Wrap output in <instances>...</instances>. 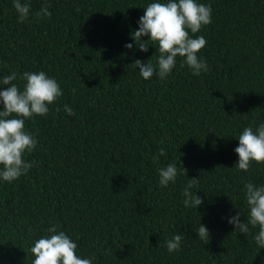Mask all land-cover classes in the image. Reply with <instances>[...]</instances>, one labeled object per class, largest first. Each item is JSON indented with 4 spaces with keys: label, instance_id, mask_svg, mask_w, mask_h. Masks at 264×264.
I'll list each match as a JSON object with an SVG mask.
<instances>
[{
    "label": "trees",
    "instance_id": "obj_1",
    "mask_svg": "<svg viewBox=\"0 0 264 264\" xmlns=\"http://www.w3.org/2000/svg\"><path fill=\"white\" fill-rule=\"evenodd\" d=\"M148 2L50 0V17L21 23L12 0H0V76L44 70L63 90L46 115L25 122L38 141L25 156L33 166L0 182V264H31L32 241L51 223L94 264H264L256 229L246 235L226 219L240 210L246 222L241 188L264 183V162L236 169L232 136L264 120V0H205L212 22L197 34L209 70L193 75L178 57L164 80H145L132 64L154 62V45L124 47ZM173 161L184 174L159 186L157 169ZM192 177L197 210L182 203ZM173 233L183 239L169 253Z\"/></svg>",
    "mask_w": 264,
    "mask_h": 264
},
{
    "label": "clouds",
    "instance_id": "obj_2",
    "mask_svg": "<svg viewBox=\"0 0 264 264\" xmlns=\"http://www.w3.org/2000/svg\"><path fill=\"white\" fill-rule=\"evenodd\" d=\"M12 6L17 14L18 22L32 19L39 22L51 16L50 0H44L38 9L33 10L30 0H12ZM143 14L136 21L137 27L130 33L133 38L125 42L124 47L132 49L134 45L147 52L148 45L156 48L158 55L155 61L140 58L133 61L134 70L145 80L157 77L164 80L172 72L177 63L186 65L193 75L199 76L207 72L209 65L199 50L206 45L203 34H197L200 29L212 22V7L205 0H149L143 6ZM146 36L147 39H142ZM19 80L21 83L13 81ZM0 182H9L26 174L33 166L32 161L25 159L31 153L38 141L36 134L25 127V122L36 115H46L49 106L62 96L63 90L56 77L44 70H25L19 75L15 70L0 76ZM63 111L73 114V108L63 104ZM60 109L57 108V111ZM238 139L233 151L238 154L235 167L247 172L253 161L264 162V120L255 125H246L232 135ZM163 149L152 156L158 160ZM184 169L178 168L173 162L166 163L157 169L158 185L167 187L175 184ZM196 177L188 179L182 189V203L185 208L197 207L203 203L197 194ZM241 193L247 209V219L241 220V212L227 216V223L235 230L246 235L252 232V239L257 247L264 248V183L247 180ZM198 239H209L208 227L200 223L194 229ZM183 236L173 233L165 240L169 253L178 251ZM30 251L33 254L31 264H94L95 257L83 255L78 251V245L69 233L62 230L58 224L51 223L43 234L32 241Z\"/></svg>",
    "mask_w": 264,
    "mask_h": 264
}]
</instances>
